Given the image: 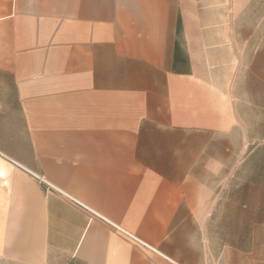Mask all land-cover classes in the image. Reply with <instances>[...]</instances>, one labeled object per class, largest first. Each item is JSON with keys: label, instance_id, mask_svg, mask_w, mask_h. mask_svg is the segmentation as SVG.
I'll return each mask as SVG.
<instances>
[{"label": "crops", "instance_id": "1", "mask_svg": "<svg viewBox=\"0 0 264 264\" xmlns=\"http://www.w3.org/2000/svg\"><path fill=\"white\" fill-rule=\"evenodd\" d=\"M0 264H264V0H0Z\"/></svg>", "mask_w": 264, "mask_h": 264}, {"label": "built area", "instance_id": "2", "mask_svg": "<svg viewBox=\"0 0 264 264\" xmlns=\"http://www.w3.org/2000/svg\"><path fill=\"white\" fill-rule=\"evenodd\" d=\"M39 181L44 183L45 182L44 177L39 178Z\"/></svg>", "mask_w": 264, "mask_h": 264}]
</instances>
